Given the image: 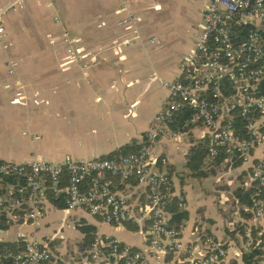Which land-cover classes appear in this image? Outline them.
Listing matches in <instances>:
<instances>
[{
	"label": "built area",
	"instance_id": "1",
	"mask_svg": "<svg viewBox=\"0 0 264 264\" xmlns=\"http://www.w3.org/2000/svg\"><path fill=\"white\" fill-rule=\"evenodd\" d=\"M10 8L0 9V45L5 50L4 17ZM119 9L126 14L119 26L137 20L128 0H120ZM193 37L178 77L159 80L169 99L142 136L139 152L61 164L0 161V264H59L52 239L39 235L49 208L68 215L82 211L117 230L134 225L141 234L145 249L98 233L86 251L88 264H242L243 250L264 243V0H207ZM184 109L193 113L190 123L200 131L208 160L224 155L227 161L242 162L250 187H256L253 218L228 225V231L237 232V241L231 236L215 240L198 220L194 231L199 238L185 243L184 226L171 225L172 199L178 197V208L186 211L187 198L177 193L169 160L155 145L159 136L184 134L168 126ZM53 200L65 207L56 208ZM28 227L32 231H21ZM13 230L16 237L10 235ZM236 244L240 250L231 254Z\"/></svg>",
	"mask_w": 264,
	"mask_h": 264
},
{
	"label": "crops",
	"instance_id": "2",
	"mask_svg": "<svg viewBox=\"0 0 264 264\" xmlns=\"http://www.w3.org/2000/svg\"><path fill=\"white\" fill-rule=\"evenodd\" d=\"M206 1L128 0L137 20L119 26L126 15L120 12V0H53L52 6L49 0H0V9L12 7L4 17L9 49L0 45V161L91 160L140 142L169 99L159 80L178 77L180 63L194 46L193 33L202 22ZM191 133L189 150L201 143L200 131L193 128ZM172 138L157 137V152L168 158L175 189L188 205V152L182 158ZM230 171L239 182L244 179L243 184L247 178L243 187H250L247 167ZM224 174L209 179L221 183ZM61 219L69 223L60 227H66L64 234L56 235L59 226L53 222ZM198 220L186 232L182 229L185 243L196 241ZM82 221L99 234L145 249L137 231L101 225L82 211L68 215L49 208L39 235L52 239L59 264H88L80 252L84 235L76 226ZM221 230L215 224L211 236L225 241ZM17 232L10 235L16 237Z\"/></svg>",
	"mask_w": 264,
	"mask_h": 264
},
{
	"label": "trees",
	"instance_id": "3",
	"mask_svg": "<svg viewBox=\"0 0 264 264\" xmlns=\"http://www.w3.org/2000/svg\"><path fill=\"white\" fill-rule=\"evenodd\" d=\"M192 115L193 113L191 110H182L181 112L176 114L172 122L168 123L169 128L176 133L190 132V135H192L191 132L194 128L190 123ZM237 121L239 125H242L244 123V120L242 118H238ZM141 146V142L134 141L133 143L123 146L117 151L110 153L103 158H110L115 156L119 157L121 155H129L131 153L139 152ZM227 159V157L221 155L218 159L212 162L209 161L206 145L202 142L196 144L188 151L186 168L190 176L196 177L198 179H206L215 175L216 170L223 172L227 170L237 169L242 166V162L240 161H227ZM115 183H118V179L115 180ZM256 192V187L253 184L248 188L240 187L234 193L235 197L238 200V203L236 204L239 208L238 214H240V217L246 221L253 218L250 210L254 205V199L258 198ZM52 202L53 205L58 209H63L65 207L64 204L61 203V201L53 200ZM169 211L173 215L171 225L177 228H182L185 222L189 220V212L187 210L181 211L178 208V197L172 199ZM76 226L77 229L84 235L82 243L80 244V252L82 254H86V251L89 249L91 243L98 235V230L95 226L89 225L84 221L77 223ZM129 229L131 231H137V228L134 225H130ZM228 233L231 236L230 239L237 241V232L231 233L228 231ZM254 237L255 239L257 238L256 232L254 233ZM224 247L228 248L227 245H225ZM241 262L242 264H264V243H261L259 246L252 245L248 250H243ZM232 264H238V262L236 260H233Z\"/></svg>",
	"mask_w": 264,
	"mask_h": 264
},
{
	"label": "rangeland",
	"instance_id": "4",
	"mask_svg": "<svg viewBox=\"0 0 264 264\" xmlns=\"http://www.w3.org/2000/svg\"><path fill=\"white\" fill-rule=\"evenodd\" d=\"M156 85L157 87H160V84ZM189 134V132L184 134H177L174 138H172L173 142L171 143L173 145H177V153L180 154L182 158H185V154L188 152L189 145L192 142V138H190ZM157 148L159 149V143L155 145L156 150ZM176 166L181 170L184 169L182 163H177ZM230 172V170L223 172L216 170V173L219 175V177L221 174L225 173L224 175L226 178L222 179L221 183H215V178L213 177L210 179H198L196 177L189 176L188 172H186L184 177L189 186L188 211H190V218L185 222V226L183 228L184 232L187 231L192 221L199 219V224L202 226V228H207L210 231H212L215 224L218 223L222 228V234H220V237L225 238V227L228 221H236L241 218L240 214H238L239 208L236 205L238 203V200L235 197L234 193L240 187H245L248 179L245 178V183L243 184L244 179H241L239 182V176ZM219 184H221L219 186L220 188L217 187ZM196 210L198 211V213H196ZM65 223L68 224L69 221H66ZM65 223L63 219L53 222L54 227L59 226L57 228V232H55L56 235L65 233L66 227L64 229L60 228ZM28 230H30V227L27 228V231ZM228 236H230L229 233L227 234V238ZM198 238L199 234H195L194 240H197ZM222 241L224 242V240ZM59 242L62 245L63 240L61 239L59 240ZM51 247L52 249L55 248L54 243L51 244ZM238 250H240V248L236 244L233 249L230 250V252L232 254L233 252H236Z\"/></svg>",
	"mask_w": 264,
	"mask_h": 264
}]
</instances>
